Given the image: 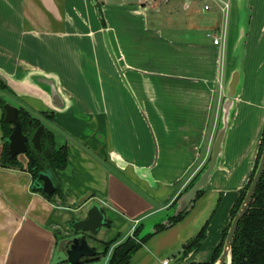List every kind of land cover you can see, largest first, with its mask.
<instances>
[{
	"label": "crops",
	"instance_id": "1",
	"mask_svg": "<svg viewBox=\"0 0 264 264\" xmlns=\"http://www.w3.org/2000/svg\"><path fill=\"white\" fill-rule=\"evenodd\" d=\"M99 2L103 25L96 17ZM154 2L0 0V76L23 107L52 114L45 118L65 136L57 139L54 133L56 146H65L68 156L67 168L58 172L62 197L49 200L31 190L26 160L18 157L24 169L0 166V264L63 263L55 262V233L70 236L67 225L84 220L91 204L99 206L109 226L88 244L100 253L115 241L106 253L109 260L137 226L163 221L208 161L225 88L237 65L238 16L226 25L221 10L217 21L207 14L202 24L210 26L205 31L209 41L190 33L185 42L169 32L171 27L163 29L166 35L150 29L159 12ZM151 9L155 16L149 20ZM252 13L240 60L243 85L234 100L223 156L192 210L169 228L168 253L200 231L218 202L198 251L211 258L253 166L264 128L259 90L264 10ZM223 27L224 44L214 46L207 34ZM2 118L0 105V154ZM155 237L131 264H162L155 262ZM179 257L175 264H181Z\"/></svg>",
	"mask_w": 264,
	"mask_h": 264
},
{
	"label": "trees",
	"instance_id": "2",
	"mask_svg": "<svg viewBox=\"0 0 264 264\" xmlns=\"http://www.w3.org/2000/svg\"><path fill=\"white\" fill-rule=\"evenodd\" d=\"M99 5L96 3V7ZM100 12V11H98ZM103 22V21H102ZM0 89L10 92L9 87L0 80ZM6 102L0 101L1 108ZM42 116L51 119L52 114L46 112H40ZM4 113L2 118V149L0 154V166L5 169H24V165L19 160L18 157L11 158L8 153V142L6 141L8 136L13 131L14 126L7 124L3 121ZM17 121L20 125L21 132L27 137H31L35 130L42 126L41 123L32 117L28 111L23 110V108H18ZM44 136L41 137L40 147L41 151H36L31 144H27V152L24 156L26 160L25 170L32 177L31 190L36 193H40L46 199H51L53 196L58 195L62 197V186L61 182L58 179V172L64 171L68 166V156L65 146H56L55 138L52 132L44 128ZM264 149V132L261 137L258 154L256 161L253 167V171L250 176V181L247 187L239 192V197L236 199L235 204L230 210L231 220L237 213L246 191L249 188V185L254 176L255 170L257 168L260 156ZM204 167V166H203ZM202 167V168H203ZM202 170V169H201ZM200 170V171H201ZM199 171V172H200ZM199 172L191 179L189 184L186 186L184 191L178 196V198L173 202L171 208L175 205L176 201L180 196L192 185L193 181L198 176ZM39 174H49L56 186V190L53 196H46L40 189L36 187L39 181H37ZM35 182H37L35 184ZM203 190L197 194L196 200L201 197ZM195 203V202H194ZM219 203L217 202L216 208L213 210L210 218L202 226L200 231L189 241H187L181 248V256L185 257L189 254H194L200 250L204 240L206 239L208 226L213 219ZM189 212H183L177 217L168 219V226L162 224H156L154 226L155 233H149L141 235L143 226L139 225L134 230L132 235L127 237L122 243L116 245L111 253V256L108 260V264H130V261L133 255L138 252L146 242L152 238L154 235L165 231L180 221H182ZM231 222V221H230ZM230 225V223H229ZM106 227L109 226V223L106 222ZM229 226L226 230L222 232L221 240L215 250L213 251L209 261L195 263L189 262L188 264H214L215 261L221 254L224 240ZM56 241L59 242L64 238L60 233H55ZM115 241H111L104 246V251L102 253L96 252V257L100 255H106L108 248ZM230 264H264V170L261 176V179L256 187V190L253 194L251 202L243 215L242 219L238 224L236 230L232 249H231V263Z\"/></svg>",
	"mask_w": 264,
	"mask_h": 264
},
{
	"label": "water",
	"instance_id": "3",
	"mask_svg": "<svg viewBox=\"0 0 264 264\" xmlns=\"http://www.w3.org/2000/svg\"><path fill=\"white\" fill-rule=\"evenodd\" d=\"M243 5L244 0H236L237 8L243 7ZM245 37L246 27L241 22L237 28V36L233 46V56H236L235 54L240 49ZM0 80L4 84H6L3 77L0 76ZM241 81L242 77L240 73V61L237 60L235 70L231 73L225 88V98L221 107L220 122L215 134L211 154L208 161L199 172L192 185L176 201L175 205L171 209V214L169 215L168 212L166 218L163 221H159L153 224V228L151 229V231L146 232L145 234L155 233L154 226L156 224L168 226L169 218L177 217L183 212H190L192 210L194 202L197 198V194L200 191L204 190L213 172L215 171L219 160L223 156L224 139L231 123L234 110V100L237 97L238 91L240 90ZM41 85L42 87H45L40 83V86ZM51 91H53V93L55 92L54 89L50 90V93ZM2 110L4 113L3 121L14 126L13 131L6 140L8 142V153L10 157L16 158L20 155H25L27 152V144H31L35 150L40 151V140L41 137L45 134L44 128L42 126L38 127L32 137L28 138L22 134L20 125L17 121L18 108L12 106L9 103H5L2 107ZM263 170L264 149L260 156L249 188L245 193L244 199L237 213L230 222L221 254L214 264L231 263L232 243L236 230L238 228V224L251 202L256 187L261 179ZM37 181H39V183L38 185H36V187L40 189L42 193H44L48 197L53 196L56 190V186L49 174H39ZM36 183L37 182H35V184ZM106 222V215L102 212L99 206L96 204H91L84 220L69 223L67 225V228L70 230V236H64V238L59 242L60 249L65 256V260L63 263L84 264L98 259L96 257L95 249L88 244V238L95 237L99 230L106 225Z\"/></svg>",
	"mask_w": 264,
	"mask_h": 264
},
{
	"label": "rangeland",
	"instance_id": "4",
	"mask_svg": "<svg viewBox=\"0 0 264 264\" xmlns=\"http://www.w3.org/2000/svg\"><path fill=\"white\" fill-rule=\"evenodd\" d=\"M225 3H227L229 6L231 5V8L233 7L234 12L232 14V11L230 12V14H228L227 20H226V25L227 23L229 24L230 19L232 20H236L237 16H238V25L242 22L245 27H246V32L248 31V26L250 24V20L252 18V10L255 9V11L257 12V9L260 10H264V0H244V5L243 7H236V0H221ZM108 3H115L114 1H110ZM204 4H208L210 6V11L209 12H204L203 13V6ZM186 5H188V8L185 9ZM154 6L159 9L156 13L157 15V20L156 22H153V25L151 26V22L149 24L150 29H153L154 31H161L166 35L167 32H165L163 29L166 27H171L169 28V32L172 34V32L174 33V35L176 37H180L181 41H185L187 42V35H190V33L192 34H197L198 37H203L206 42L209 41V39H207L205 37V31H206V27L209 30L208 25H203L202 23L204 21H202V19L207 15V14H212L215 17V21H217V19L219 18V12L220 9L223 8V5L221 3H219V0H207L206 2H203L202 0H156V3L154 2ZM100 8V12L97 13L96 17L99 21V23L101 25H103L104 21V16H103V11H102V5L101 2H99V6ZM230 11V8H229ZM154 12L155 9H151L149 11V20H151L152 17H154ZM179 29H176L178 28ZM175 28V30L173 31V29ZM106 36H110L108 33L106 34ZM104 37V34H103ZM208 40V41H207ZM246 38L244 39V41L242 42V45L240 47V49L237 51V53L235 54L236 56H234V61L237 60H242L244 54H245V49H246ZM260 52L262 53L261 55H264V49H260ZM151 62V60H150ZM261 62L264 63V57L262 58ZM257 62L254 61V67L256 66ZM251 67H253L251 65ZM243 76L242 74V70H241V77ZM249 75L247 76V82L249 81ZM243 82L241 81V85L240 88L242 87ZM259 90L261 94H264V67L262 69V78H261V82L259 85ZM10 92L6 91V90H2L0 89V99L6 103L11 104L12 106L16 107V108H23V110L28 111L30 113V115L32 117H34L35 119H37L41 125L43 127H45L47 130H49L50 132H52V134L54 135V133L56 134V137L58 139V137H65L63 135V133L61 134V131L58 130L57 133L54 132L55 126H52L48 123V121L46 120V118L44 116H42V113L37 112L32 110L31 108H27V107H23L24 105L22 104L21 100L18 98V96L9 88ZM264 132V128L262 130L261 133V137L262 134ZM248 128H247V133L244 135V137L248 136ZM56 139V140H57ZM261 141V138H260ZM260 141L257 147V152H256V156L253 162V166L248 174V176H246L245 178V183L243 184L242 188L238 191V195L237 198L239 197V192L244 190L249 181H250V176L251 173L253 171V167L256 161V157L258 154V149H259V145H260ZM57 143V142H56ZM19 158H21V160L25 161V158L23 155H20ZM236 198V199H237ZM236 202V200H235ZM234 202V204H235ZM233 204V205H234ZM233 207V206H232ZM171 214V210L169 212V215ZM231 221V217H230V213H229V219L228 222L226 224V226L223 228L222 232L224 230L227 229V227L229 226V223ZM143 229L141 232V235H144L146 232L151 231V229L153 228V225H146L143 224ZM177 226L174 225V227ZM164 233H158L157 236H153L155 237L151 242H153L152 244V249L154 250L155 254L157 255V257L155 258V262H163L165 260H172L171 264H175V261L178 259L179 257V262L176 263H181V264H188L189 262V255L182 257L181 256V249L174 251L172 253H168L166 252V248L169 245V243L171 242V236H172V230H167V231H162ZM222 236V234H221ZM152 237V238H153ZM150 241V240H149ZM208 244V242H207ZM146 245V244H145ZM144 245V246H145ZM144 246L138 251L136 252L134 256H140L141 253H139L141 250L146 249L144 248ZM103 250H101L100 253H102ZM180 253V255L178 256V254ZM132 257V258H133ZM174 257H176L174 260ZM165 259V260H163ZM210 257L209 255H207V253L205 252H197L195 254V257L193 259V262H206L209 261ZM61 260H65V256L62 253V250L60 249V246L58 244L57 248H56V254H55V262H59ZM132 260V259H131ZM163 260V261H162ZM108 261V256L107 255H100L98 257L97 260L90 262V263H84V264H106V262ZM178 261V260H177ZM60 264H65V263H60ZM131 264V261H130Z\"/></svg>",
	"mask_w": 264,
	"mask_h": 264
},
{
	"label": "built area",
	"instance_id": "5",
	"mask_svg": "<svg viewBox=\"0 0 264 264\" xmlns=\"http://www.w3.org/2000/svg\"><path fill=\"white\" fill-rule=\"evenodd\" d=\"M202 1L206 2L207 0H202ZM219 3L223 5V8H221L220 10L223 14L224 22L226 23L230 6L221 0H219ZM209 9H210V6L208 4H205L203 7V10L208 11ZM225 35H226V31H225V27H223L221 31L219 30L218 33L207 34V37H209L212 40V43L214 46L222 47L224 44ZM162 264H169V260L163 261Z\"/></svg>",
	"mask_w": 264,
	"mask_h": 264
},
{
	"label": "flooded vegetation",
	"instance_id": "6",
	"mask_svg": "<svg viewBox=\"0 0 264 264\" xmlns=\"http://www.w3.org/2000/svg\"><path fill=\"white\" fill-rule=\"evenodd\" d=\"M42 127H43V126H42ZM43 128H44V127H43ZM36 130H37V129H36ZM36 130H35V131H36ZM34 133H35V132H34ZM34 133H33V134H34ZM33 134H32V135H33ZM26 137H27V136H26ZM31 137H32V136H31ZM31 137H28V138H31ZM32 147H33V146H32ZM36 151H37V150H36ZM40 151H41V150H40ZM40 151H38V152H40Z\"/></svg>",
	"mask_w": 264,
	"mask_h": 264
}]
</instances>
